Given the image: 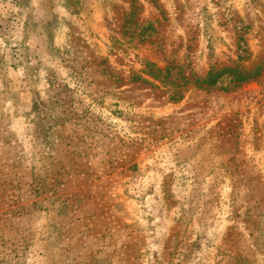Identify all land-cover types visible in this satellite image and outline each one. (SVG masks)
<instances>
[{
	"label": "rangeland",
	"instance_id": "374dc122",
	"mask_svg": "<svg viewBox=\"0 0 264 264\" xmlns=\"http://www.w3.org/2000/svg\"><path fill=\"white\" fill-rule=\"evenodd\" d=\"M0 264H264V0H0Z\"/></svg>",
	"mask_w": 264,
	"mask_h": 264
},
{
	"label": "trees",
	"instance_id": "16d2710c",
	"mask_svg": "<svg viewBox=\"0 0 264 264\" xmlns=\"http://www.w3.org/2000/svg\"><path fill=\"white\" fill-rule=\"evenodd\" d=\"M249 77H247V79H248ZM244 80H246V76H242L241 78H240V80H238V81H244ZM215 83V78H214V76L211 74L209 77H207L206 76V78H204L203 80H202V84H205L206 86H211V85H213Z\"/></svg>",
	"mask_w": 264,
	"mask_h": 264
}]
</instances>
